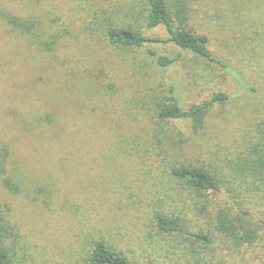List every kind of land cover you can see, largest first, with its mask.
Here are the masks:
<instances>
[{
	"label": "rangeland",
	"instance_id": "obj_1",
	"mask_svg": "<svg viewBox=\"0 0 264 264\" xmlns=\"http://www.w3.org/2000/svg\"><path fill=\"white\" fill-rule=\"evenodd\" d=\"M164 1L230 70L171 42L149 44L179 56L168 67L146 46L110 43L114 27L168 36L147 29L149 0H0V207L13 264H86L99 240L134 264H264V176L246 169L264 162V0ZM217 93L229 99L199 131L158 115L170 97L188 109ZM194 166L221 189L202 194L173 175ZM160 214L214 243L159 232ZM220 215L245 242L217 230Z\"/></svg>",
	"mask_w": 264,
	"mask_h": 264
},
{
	"label": "trees",
	"instance_id": "obj_2",
	"mask_svg": "<svg viewBox=\"0 0 264 264\" xmlns=\"http://www.w3.org/2000/svg\"><path fill=\"white\" fill-rule=\"evenodd\" d=\"M181 3V2H180ZM150 12L148 15L146 27L147 29H155L164 26L167 29V37H150L142 32L136 31L128 27H114L107 32L110 43L126 47H147L148 53L155 58L157 64L161 67L173 65L179 56H170L160 54L157 49L149 45L152 43H173L182 49L193 51L195 54L218 63L223 68L230 70L229 65L223 60L217 58L209 48V37L205 34H197L193 31L177 27L175 21L167 8L164 0H149ZM177 12L181 15L184 12L182 4L178 5ZM8 17V16H7ZM7 20V18H6ZM9 24L16 26L17 19L12 17L7 20ZM170 103H160L158 115L161 119H181L189 118L192 122L193 129L199 131L204 127L205 118L208 111L216 103H225L229 99L226 93L214 94L212 99L200 105L192 106L188 109L182 107L175 97H170ZM246 169L254 176H264V162L255 160L246 164ZM173 175L184 180L188 186L195 189L199 193H207L210 191H219L221 189L218 180L207 170L200 167H181L173 170ZM220 220L217 224V230L225 236L239 241L238 245L245 242V238L240 240L241 236L235 234L232 228L228 226L227 218L219 216ZM234 223V228L235 222ZM158 230L163 234L187 233L204 246L214 243L212 237L200 232H186L178 224L174 223L165 215L160 214L157 220ZM10 224L5 211L0 207V264H13L9 250L5 246V238L7 237ZM228 233V234H227ZM249 233H246L248 238ZM196 249V248H194ZM86 264H134L126 255L115 251L105 241L99 240L95 242L90 256L86 259Z\"/></svg>",
	"mask_w": 264,
	"mask_h": 264
}]
</instances>
